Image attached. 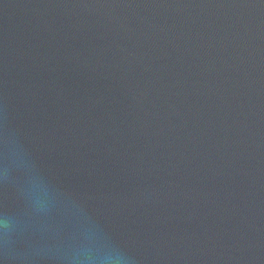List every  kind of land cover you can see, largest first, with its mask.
I'll list each match as a JSON object with an SVG mask.
<instances>
[{
    "label": "water",
    "instance_id": "water-1",
    "mask_svg": "<svg viewBox=\"0 0 264 264\" xmlns=\"http://www.w3.org/2000/svg\"><path fill=\"white\" fill-rule=\"evenodd\" d=\"M0 264H264V0H0Z\"/></svg>",
    "mask_w": 264,
    "mask_h": 264
}]
</instances>
